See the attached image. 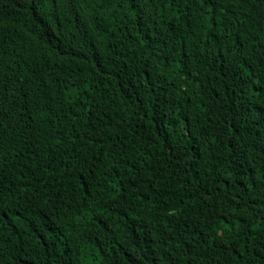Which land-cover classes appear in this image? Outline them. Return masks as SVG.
Instances as JSON below:
<instances>
[{
	"label": "trees",
	"instance_id": "16d2710c",
	"mask_svg": "<svg viewBox=\"0 0 264 264\" xmlns=\"http://www.w3.org/2000/svg\"><path fill=\"white\" fill-rule=\"evenodd\" d=\"M0 264H264V0H0Z\"/></svg>",
	"mask_w": 264,
	"mask_h": 264
}]
</instances>
